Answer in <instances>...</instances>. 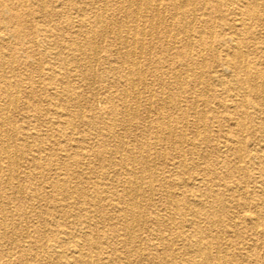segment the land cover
<instances>
[{"label": "rangeland", "instance_id": "obj_1", "mask_svg": "<svg viewBox=\"0 0 264 264\" xmlns=\"http://www.w3.org/2000/svg\"><path fill=\"white\" fill-rule=\"evenodd\" d=\"M7 1L15 4L14 0ZM79 1L81 2L82 0ZM170 1L163 0L164 11L162 10L161 13L163 18L159 19V22L155 19L156 17L148 18L143 10H139L138 16L137 13L136 16L134 15L135 13H128L129 15L125 20L122 14L117 11L116 7L118 4L115 3H118V0L97 1L98 12L93 10V8L90 9V4L84 11L76 10L68 3V0H44L45 9L41 10L36 0H27V9L13 6L12 13L16 12L22 16L20 22L14 24L13 21L10 22L8 20L7 15L6 18L4 17L9 30L17 28L22 33L20 32L19 39L8 37L5 48L2 50L4 63L0 74L2 77L4 76L6 81L18 82L19 88L11 90V100L14 101L15 99L17 101L15 102L16 105L15 103L10 105L5 110L7 113L5 111L2 113L5 121L2 143L9 148V157L5 159L6 161H2L0 166L1 169H19L18 180L21 186V197L30 196L21 201L20 198L17 199V194L12 189L8 187L2 189V192L6 193L5 195H10V198L8 200L0 199V209H4L7 213L10 212L14 219L8 220L6 223L8 231L5 238L0 242V250H6L5 255L8 254L7 257L10 258L12 264H19L20 249L14 248L11 238L17 239L19 237L18 228L25 223L30 225L32 230L38 231L35 235L40 237L39 239L40 242L42 241L43 246L47 244L58 245L61 236L68 237L69 243L78 240V242L83 241L80 228L83 225L89 227L88 230L92 233L91 239L82 246V249L83 252L91 255L93 264H161L163 259L164 264H186L191 258L201 261L199 256L188 251L190 248L188 241L174 239V231L188 235L192 230V222L193 225H198L211 233L205 241L209 242L211 246H215L217 241L221 250L220 255L225 256L227 264H264V199L262 200L255 194L257 186L261 183L257 169H259L258 167L264 169V159L257 160L254 158L255 152L259 150L260 146L264 145V106L254 103L255 98L248 90L247 82L237 68L228 66L229 70L225 69L228 47L221 43V39H227L230 34H233L230 23L233 15L237 14L236 11H240L238 2L248 0H191L192 2L188 0L189 6L191 7L192 3L195 7L194 11H192L193 13L191 12L192 14H190L194 21L190 25L193 28L190 29L189 36L184 35L181 31L185 29L183 28L185 22L180 23L178 20L169 19V12L172 8ZM201 3L207 5L208 10L206 12L201 8ZM216 4H220L223 11L220 8L217 9L218 7H215ZM190 7L186 6L183 9L188 10ZM96 12L103 17L102 21L95 22L81 18L82 14L89 16ZM242 18L245 27V33L242 34L244 38L243 49L245 48L246 52L249 51L247 60H249V65L256 62L257 66L259 65L258 67L262 69L263 65L260 61H262L263 57L257 48L264 44V26L259 24L257 20L254 21L248 17ZM133 19L135 21L137 19L136 23ZM149 27L151 29L154 28V30L157 29V31H153V35H148L152 33ZM167 29L171 30V32L173 31V35L176 30V34L179 33L176 40L179 50L189 42L192 50L190 49L188 57H184V55L181 58L180 55H175L176 52L170 50L175 39H172L170 35L165 37L164 31L166 32ZM110 30H112L111 33ZM81 32L82 35L86 33L87 36L92 33V37H95L90 38L91 45L89 47L85 44V36L80 35ZM144 33L145 36L143 35ZM45 34H49L50 37H45ZM72 35L76 36V38L80 37L81 42L87 47L84 46L79 54H73L68 44L62 41L63 38ZM142 35L145 44L150 45L148 52L146 50L142 52L138 44H132L133 38L135 41ZM199 38H202V40ZM31 40L38 43L37 49L34 51L28 42ZM93 40H95L94 45H92ZM199 42H201L204 49L203 67L199 63L200 58L192 54L194 52L193 49L197 48ZM132 47L133 50L136 49V53L138 51L142 53V55L138 54V56L140 55L139 57L136 56L137 69L141 72L144 71L139 73L142 78L140 83L135 82L136 78L134 79V77L136 76L133 74L134 72L130 74L131 71L127 62L123 63L126 55L124 51L132 50ZM186 58L189 61L188 63L192 64L190 69H194L193 73H186L188 76H186L185 69L181 65ZM158 61H161L160 65ZM53 63L54 66H52ZM38 64L43 67L42 71L41 68L38 69ZM50 68L53 69L54 74L50 72ZM126 73L135 82L134 89L131 88L126 93L127 102H130L132 96L136 97V99L138 98V106L136 105L134 117H130L127 123L132 130L128 131L127 128L125 130L122 119H120L125 111V103L120 98L121 84L116 81L122 74ZM199 74L202 77V84H197L194 80V77ZM215 74L218 75L222 84L213 79ZM143 75L144 77H142ZM48 79L50 80L48 81ZM180 82H185L182 86L183 89L180 86ZM66 84L77 94L78 100L73 104L64 102L62 97L56 98L55 96V92L59 93L66 87ZM110 95L114 96L113 107L106 99ZM157 100H161L163 105L156 104ZM192 101L197 102L195 106L198 112L205 116L206 135L211 137L208 141H202L200 137L193 136V127L191 126L195 120V115L190 106ZM220 101L230 105V107L226 109L220 106ZM146 102L148 103L147 105ZM150 103L152 104L150 105ZM142 104L144 105L142 106ZM150 106L151 108H149ZM112 108H114V117L116 119L115 131L118 133L119 138L109 136L107 130V123L111 121L110 112H112ZM81 110L83 113H81ZM102 114L104 117L101 116ZM228 116L243 117L242 123L245 125L241 124V132H239L234 119L225 120ZM184 119L188 121L186 120L187 122L184 123ZM168 123L169 126L167 125ZM159 125L162 127H159ZM167 128H173L172 130H177L178 132L183 129L185 131L184 139L179 136L168 135L167 131L169 130ZM203 129V126L200 127L202 132L204 131ZM229 133L235 136L240 135L236 147L240 149L242 159L235 152L227 151L228 146L225 135ZM35 134H38V138H31ZM153 138H156V140ZM129 146L135 149L132 152L133 154L126 153V151H121V153L120 151L113 152L112 150L115 147L127 148ZM142 146L147 148L148 155L143 151ZM257 147L258 149H256ZM180 148H182L181 152L185 159V167L179 164ZM128 155L134 160L130 161ZM33 159L36 161H33ZM213 166L219 169L216 179L206 174V170L214 168ZM30 169H50L46 172V176L54 174L58 176L61 182L64 178H67L71 186L76 184L75 182L79 180L78 178L83 179L84 191L91 196L90 201H87L81 207L75 204L72 198L67 197L64 187L52 189L50 180L46 179L47 177L44 174L39 173V170L35 172V179L27 181L24 173ZM62 169H76L78 174L72 172L69 175L70 177L68 175L66 177ZM127 169L155 170L161 181L154 183V187L151 190L153 191L152 193L146 184L140 186V190L144 194L142 195L145 197L143 199V207H141L142 213H148L150 216L159 214L164 219L161 220L163 222L158 227L155 226L152 220L144 221V224L140 225L141 227L136 228L135 239L138 241L125 238L122 221L114 208V204L118 201L117 194L122 190L121 179ZM107 171L111 176L114 174V181L102 179ZM187 178L195 182L193 187H191L190 183L179 184L180 181L187 182ZM161 179L168 186L173 184L172 182L178 183L176 188L172 187L175 193L185 194L184 191L186 190L197 193L198 189H200L198 188L200 184L203 187L207 185L213 189H218L221 198L224 200V203L222 202L220 206L222 210L218 211V203L213 198L191 196L192 200H188L189 202L187 203L185 201L187 198L179 195L175 199L184 205L180 211L174 214L175 223H171V221L166 219V213L169 211L173 212L167 208L168 203L162 191ZM223 183L230 185L239 184L242 189L240 192L229 191L226 190ZM199 200H201V203L211 207L213 213L211 219L203 216L204 214L189 210L192 203L197 204ZM260 202L261 204H259ZM188 204L190 206L187 209ZM21 211L30 212V216L27 219L18 217L17 213ZM79 211L91 213L89 219H83V224L78 223L74 219V215ZM252 216L254 217L252 218ZM253 220L256 221V226H254L255 222ZM210 222H213V224ZM155 228L166 239L167 237L173 238L172 248L170 246L171 250H167L168 246H165L164 249L159 244ZM215 235L217 240L213 238ZM32 239L33 237H31V242ZM23 240V245L28 244V241H30V239ZM60 245L63 246L62 244ZM153 249H157L155 253L159 255V260L156 259L158 255H154ZM37 253H39L38 250ZM39 254L44 259L39 264L61 263L46 248Z\"/></svg>", "mask_w": 264, "mask_h": 264}, {"label": "bare ground", "instance_id": "obj_2", "mask_svg": "<svg viewBox=\"0 0 264 264\" xmlns=\"http://www.w3.org/2000/svg\"><path fill=\"white\" fill-rule=\"evenodd\" d=\"M38 2V7L42 10V9H45V4H44V0H36ZM97 1L99 0H82L81 2L79 0H68V3L73 6L76 10H80V11H84L86 10L88 4H90L91 6L90 9L93 8V10H99V8L97 7ZM102 1V0H101ZM191 1V0H190ZM15 4H11V3H8L7 0H0V71L3 69V63H4V56L2 54V50L5 48V45H6V42H7V39L8 37H16V39H19L18 37L21 35L22 31L20 30H17V28H13L11 30L8 29V26L6 25L7 23L5 22V18H6V15L8 16V20L13 21L14 24H17L16 22H20V19L22 18V16L19 14V13H16V12H13L12 13V10H13V6H17V7H21V8H26L28 3H27V0H14ZM104 2V1H103ZM117 2V1H116ZM192 2V1H191ZM115 4H118L117 5V11L120 12L122 14V16L125 18L126 20V17H128V15L130 13H135L134 15L136 16V13H137V16L139 15V10H143L144 13H146L147 17L149 18H154L156 17L155 19L158 20V22L160 21L159 19H162V10L164 9V6H163V0H118V3H115ZM109 5V4H108ZM170 5H171V9H170V12H169V19L170 20H175V21H180L181 22H185V25L183 28H185L184 30H181L184 35H187L189 36L190 34V29H192L193 27H191L190 25H192V22L194 21L192 15L194 11V5L191 3V7L189 6V1L188 0H171L170 1ZM30 6V5H29ZM101 6V5H100ZM105 6V5H103ZM190 7V9L186 10V9H183L184 7ZM207 5L204 4V3H201V8L206 12V10H208V7H206ZM238 8H239V12L236 11L237 14L233 15V18H232V22L230 23V26L231 28L233 29V34H230V36H228L227 39H221V43L225 46H227V54H226V58H225V62H226V67L225 69L226 70H229V67H234V68H237L243 75V78H245L246 82H247V88L248 90L253 94L254 96V103L256 105H260L262 104L264 106V44L262 46H260L259 48H257V50L259 51V53H262V57L263 59H261L262 61H260V63L263 65V68H259L256 64V62H254V64L252 65H249V60H247V53L243 47V41H244V38L242 36V34L245 33V27H244V22H243V18L242 17H248L250 19H253L254 21L257 20V22H259V24H262L264 26V0H248V1H239L238 2ZM53 7V6H52ZM215 7L217 9H221V5L220 4H216ZM27 9V8H26ZM102 9V7H101ZM89 10V9H88ZM223 11V9H221ZM164 11V10H163ZM190 11V12H189ZM98 12V11H97ZM94 13L92 15H89V16H86L85 14H82V19L84 20H87V19H90V20H93L95 22H100L102 21L103 17L99 14V13ZM102 12V11H101ZM192 12V13H191ZM129 13V14H128ZM213 13V12H212ZM9 14V15H8ZM131 14V15H132ZM210 14V13H208ZM134 16V18H136ZM5 17V18H4ZM109 18V17H108ZM166 18V17H165ZM151 19H149L151 21ZM199 19V18H198ZM223 19V17H222ZM8 20H6L8 22ZM89 20V21H90ZM109 20V19H108ZM134 22L136 23L135 19H133ZM142 20V19H141ZM156 21V20H155ZM162 21V20H161ZM167 21V20H166ZM213 21V20H212ZM133 22V23H134ZM157 22V23H158ZM169 22V21H168ZM171 22V21H170ZM152 24V22H150ZM156 23V22H155ZM110 24V23H109ZM127 25V24H126ZM142 25V24H140ZM155 25V24H154ZM165 25V24H164ZM167 25H170V24H167ZM166 25V26H167ZM12 26V24H11ZM88 26V25H87ZM110 26V25H109ZM132 26V25H130ZM156 26V25H155ZM175 26V25H174ZM91 27V26H90ZM127 27V26H126ZM134 27H135V24H134ZM136 27H138L136 25ZM150 27H152L150 25ZM149 27V28H150ZM171 27V26H169ZM105 28V27H103ZM110 28V27H109ZM118 28V27H117ZM157 28V26H156ZM159 28V26H158ZM182 28V27H181ZM45 29V28H44ZM91 29V28H90ZM127 29V28H126ZM144 29V27H143ZM89 30V29H88ZM105 30V29H104ZM118 30V29H117ZM133 30V28H132ZM150 31H152V33L147 34L148 35H153V31H157V29L154 30V28H150L149 29ZM148 30V31H149ZM180 30V29H179ZM106 31V30H105ZM142 31V30H140ZM145 31V30H144ZM21 32V33H20ZM45 33L46 30H44ZM86 32V31H85ZM112 32V30H110V33ZM117 32H120V31H117ZM173 32V31H172ZM171 32V30L167 29V31L165 33V37H167L168 35L171 36L172 39H175L174 40V44H172V46L170 47V50H173V52H176L175 55L177 56H181V58L184 57H188L189 56V52H190V49L192 48L191 45L189 44V42H187V44L185 46H182V49L179 50V47H177L176 45V40L178 38V34L177 33V30L175 31V34L173 35V33ZM187 32V33H186ZM109 33V34H110ZM127 33V31H126ZM199 33V32H198ZM208 33V32H207ZM89 34V33H88ZM92 33H90L88 36L86 35H82V32H81V36H85L84 38V41L86 40V46H90L91 45V40L90 38L92 37L91 35ZM117 34V33H116ZM142 34V33H141ZM157 34V33H156ZM124 35V34H123ZM127 35V34H126ZM125 35V36H126ZM133 35V33H132ZM136 35V34H135ZM145 36V33L143 34ZM143 35L142 36H139L137 38V40L134 41V38L132 39V44H138L139 47H140V50H142V52H144L145 50L147 51L149 48V46L147 44H145L144 42V38H143ZM209 35V34H208ZM204 36V35H203ZM45 37H50L49 34H45ZM120 37V36H119ZM169 37V36H168ZM191 37V36H190ZM92 38H95V37H92ZM104 38V37H102ZM121 38V37H120ZM128 38V36H127ZM200 40H202V38H199ZM35 40V39H34ZM124 40H127V39H124ZM123 40V41H124ZM166 40V39H164ZM227 40V41H226ZM62 41H65L67 44H68V47L69 49L73 52V54L75 53H80L82 51V49L84 48L85 44H83L80 40V37H77L72 35V36H67L65 38L62 39ZM94 41L93 40V44L94 45ZM161 41V40H160ZM192 41V40H191ZM212 41V40H211ZM210 41V42H211ZM29 44L31 45V47L33 48L32 50L34 51L35 49H37V46H38V43L31 40V41H28ZM118 42V41H117ZM125 42V41H124ZM149 42V41H148ZM170 42V41H169ZM167 43V42H166ZM99 44V43H98ZM126 44V43H125ZM130 44V43H129ZM149 44V43H148ZM245 44V43H244ZM124 45V43H123ZM161 45V44H160ZM190 45V46H189ZM85 46V47H86ZM166 47V46H165ZM185 47V48H184ZM87 48V47H86ZM125 48V47H123ZM160 48V47H159ZM247 48V47H246ZM250 48V47H249ZM253 48V47H252ZM251 48V49H252ZM94 49V47H93ZM96 49V48H95ZM132 50H133V47H132ZM132 50H129V51H124L126 53V55L124 56V59H123V63L125 64L127 62V64L129 65V69H130V74L132 72H134L133 74L136 76L134 77V79L136 80L135 82H141L142 78L140 77L141 75H139V73L141 71H139L136 67V56H138V54L142 55L141 52H138L136 53V49H134L133 51ZM157 50V49H156ZM192 50V49H191ZM32 51V52H33ZM99 51V50H98ZM193 53L194 56L200 58V64L202 65L203 67V54H204V49L202 47V44L201 42H199V44L197 45V48L195 47L193 49ZM254 51V50H253ZM96 52V50H95ZM148 52V51H147ZM255 52V51H254ZM124 53V54H125ZM96 54V53H95ZM120 54V53H119ZM160 54V53H159ZM211 54V52H210ZM82 55V54H81ZM91 55V53H90ZM139 55V56H140ZM158 55V54H157ZM121 56V55H120ZM138 56V57H139ZM150 56V55H149ZM175 56V57H177ZM82 57V56H81ZM160 57V56H159ZM170 58V57H169ZM96 59V58H95ZM121 60V59H120ZM146 60V59H145ZM148 60V59H147ZM162 60V59H161ZM83 61V60H82ZM139 61V60H138ZM94 62V61H93ZM120 62V61H119ZM122 62V61H121ZM161 61H158V64L160 65ZM171 62V61H170ZM186 62V63H185ZM188 59L186 58V60H184V62L181 64L183 66V68L185 69V74L189 72H192L193 73V70L190 69V65L192 64H189L188 63ZM84 63V62H83ZM122 63V64H123ZM12 64V63H11ZM157 64V63H156ZM85 65V64H84ZM83 65V67H84ZM171 65V64H170ZM38 69L41 68V71L43 70V67L41 66V64L39 65L38 64ZM54 66V63L53 65ZM91 66V65H90ZM120 67L122 68V66L120 65ZM91 68V67H90ZM142 68V67H141ZM177 68V67H176ZM218 68V67H217ZM85 69V68H84ZM108 69V68H107ZM50 72L52 74H54V71L52 68L49 69ZM86 70V69H85ZM142 70V69H141ZM82 71V70H81ZM112 71V69H111ZM178 71V70H177ZM181 71V70H179ZM144 72V71H143ZM141 72V73H143ZM159 72V71H158ZM231 72V70H230ZM150 73V72H149ZM197 73V72H196ZM129 74V75H130ZM132 74V75H133ZM103 76H105L104 74H102ZM116 75V74H115ZM131 75V76H132ZM217 74H215V77H213V79L218 82L219 84H222V81L218 78V75L216 76ZM74 76V75H73ZM102 76V77H103ZM186 76H188L186 74ZM84 77V76H83ZM144 77V75L142 76ZM160 77V76H159ZM148 78V77H147ZM228 78V77H227ZM111 79V78H110ZM144 79V78H143ZM151 79V78H150ZM50 79H48L49 81ZM178 80V79H177ZM187 80V79H186ZM194 80L196 81L197 84H202V77H201V74H199L198 76H195L194 77ZM118 83L120 82L121 86H120V93H121V99L122 101L125 103L124 104V112L122 113L123 116L120 118L122 119L121 121L123 122V125L125 126V130L127 128V131L130 130L131 128L128 127L129 124L128 123V120H130V117H134L133 115L135 114V111H136V105H137V99L136 97L132 96L131 97V100L130 102L128 103L127 102V96H126V93L128 92V90H130L131 88H133V86L135 85V82L133 79L129 78L127 76V73L126 74H122V76H120L117 80H116ZM52 82V81H51ZM148 82V81H147ZM152 82V81H151ZM53 83V82H52ZM136 83V85H137ZM185 82H180V86L182 88L183 84ZM148 84V83H147ZM160 84V83H159ZM66 87L59 91V93H56L55 92V96L56 98L58 97H62V99L64 100V102H67L69 104H73L74 102H76L78 100V97L76 96L77 94L73 92V89L68 85L66 84L65 85ZM138 87V86H137ZM18 89L19 88V84L18 82H13V81H6L4 79V76L2 77V75L0 74V163L2 161H4L5 159H7L9 156H8V149L7 147H5L2 143V136H4V130H3V126H4V116L2 115V113L7 110L9 108L10 105L14 104L15 102V99L14 101H12V94H11V90L12 89ZM98 88V87H97ZM160 88V87H159ZM162 88V87H161ZM169 88V87H168ZM192 88V87H191ZM206 88V87H205ZM134 89V88H133ZM139 89V88H138ZM143 89V88H142ZM145 89V88H144ZM157 89V87H156ZM183 89V88H182ZM194 89V88H193ZM162 90V89H161ZM207 90V88H206ZM17 91V90H15ZM117 91V90H116ZM132 91V90H131ZM139 91V90H137ZM152 91V90H151ZM140 92V91H139ZM167 92V91H166ZM182 92V91H181ZM137 93V92H136ZM144 93V92H143ZM151 93V92H149ZM161 93V92H159ZM158 93V94H159ZM170 93V92H168ZM198 93V92H197ZM30 94V93H29ZM32 94V93H31ZM117 94V93H116ZM132 94V93H131ZM134 94V93H133ZM152 94V93H151ZM207 94V93H206ZM210 94V93H209ZM137 95H139V93H137ZM196 95V94H195ZM17 96V95H16ZM148 96V95H147ZM171 96V95H170ZM201 96V94H200ZM97 97V96H95ZM150 97V96H149ZM163 97V96H161ZM193 97V96H192ZM196 97V96H195ZM15 98V97H14ZM114 96L110 95L108 96L106 99L108 100V103L111 104V107H113V103H114V100H113ZM144 98V97H142ZM17 99V97H16ZM19 99V98H18ZM145 99V98H144ZM162 99V98H161ZM175 99V98H174ZM211 99V98H210ZM116 100V99H115ZM178 100V99H177ZM10 101V102H9ZM139 101V100H138ZM116 102V101H115ZM143 102V101H142ZM152 102V101H151ZM183 102H186V101H183ZM212 102V101H211ZM221 102V101H220ZM47 103V102H46ZM179 103V102H178ZM177 103V104H178ZM197 103V102H196ZM196 103L195 101H192L190 103V106L191 108L193 109V114L195 115V120L194 122H192V126L193 127V136L194 137H200V139L202 141H208L211 137L209 135H206V122H205V116L204 114L202 113H199L197 108H196ZM79 104V103H78ZM148 103L146 102V105ZM152 103H150L151 105ZM156 104H159V105H163L162 101L161 100H157V103ZM16 105V103H15ZM14 105V106H15ZM144 104H142L143 106ZM80 106V105H79ZM138 106V105H137ZM156 107H159L157 105H154ZM179 106V105H178ZM220 106L224 107V108H228L230 107V105L228 104H225V103H220ZM20 107V105H19ZM162 107V106H160ZM198 107V106H197ZM38 108V106H37ZM151 108V106L149 107ZM148 108V109H149ZM153 108V106H152ZM112 112H110V118H111V121L107 123V130H108V134L109 136H112L113 138H119V135L118 133L115 131V126H116V119L114 117V108H112ZM180 109V108H179ZM212 109V108H210ZM123 110V109H122ZM159 110V109H158ZM157 110V111H158ZM10 111V110H9ZM8 111V112H9ZM14 111H15V108H14ZM39 111V110H38ZM150 111V110H149ZM153 111H155L153 109ZM167 111V110H166ZM37 112V111H36ZM5 113H7L5 111ZM81 113L82 110H81ZM80 113V114H81ZM156 113V112H155ZM146 114V113H145ZM14 115V114H13ZM241 115V114H239ZM103 116V114L101 115ZM149 116V114H148ZM104 117V116H103ZM109 117V116H108ZM136 117V116H135ZM7 118V115L6 117ZM39 118V117H38ZM160 118V117H158ZM162 118V117H161ZM166 118V117H165ZM174 118V117H173ZM68 119V118H67ZM147 119V118H146ZM175 119V118H174ZM230 119H234L235 120V124L236 126L239 128V132L242 131V128H241V124H243V117H233V116H228L225 118L226 121L230 120ZM8 120V118L6 119V121ZM13 120V118H12ZM107 120V118H106ZM132 120V119H131ZM134 120V119H133ZM164 120V119H163ZM171 120V119H170ZM187 119H184V123L187 122L186 121ZM159 121V120H158ZM14 122V121H13ZM12 122V124H13ZM65 122V121H64ZM121 122V123H122ZM149 122V121H148ZM147 122V123H148ZM176 122V120H175ZM70 123V122H69ZM71 124V123H70ZM152 124V123H150ZM234 124V125H235ZM137 125V124H136ZM169 126V123L167 124ZM166 125V126H167ZM245 125V124H243ZM14 126V125H13ZM12 126V127H13ZM150 126V125H149ZM204 127V131L202 132L200 130V127ZM15 127V126H14ZM145 127H147L145 125ZM157 127V126H156ZM159 127H162L159 125ZM104 128V127H103ZM102 128V129H103ZM169 128V127H168ZM167 128V129H168ZM185 128V127H184ZM148 129V128H147ZM173 129V128H172ZM172 129H168L169 131L168 132V135L170 136H179L180 138H183L184 139V135H185V131L183 129H181V131H177V130H172ZM175 129V128H174ZM177 129V128H176ZM132 130V129H131ZM149 130V129H148ZM157 130V129H156ZM14 131V130H13ZM59 131V130H58ZM122 131V130H121ZM210 131V130H208ZM227 131V130H226ZM157 133V132H156ZM6 134V132H5ZM14 134V133H13ZM63 134V133H62ZM100 134V133H99ZM123 134V133H122ZM155 134V133H154ZM158 134V133H157ZM209 134V133H208ZM236 134V133H235ZM242 134V133H241ZM214 135V134H213ZM14 136V135H13ZM12 136V137H13ZM216 136V135H215ZM240 136V135H239ZM239 136L238 135H232V134H226L225 137H226V142H227V151H233L235 152V154L240 158L242 159V154H241V151L238 147H236V144L239 142ZM242 136V135H241ZM255 136V135H254ZM38 138V134H35L33 135L31 138ZM97 137V136H96ZM124 137V136H123ZM224 137V136H223ZM157 138V137H156ZM156 138H153L156 140ZM191 138V137H190ZM189 138V139H190ZM218 138V137H217ZM7 139V138H6ZM48 139H49V135H48ZM124 139V138H123ZM8 140V139H7ZM12 140V138H11ZM122 140V139H121ZM146 141V140H145ZM172 141V140H171ZM179 141V140H178ZM177 141V142H178ZM40 142V141H39ZM27 143V142H26ZM25 143V144H26ZM129 143V142H127ZM154 143V142H153ZM172 143V142H171ZM123 144V143H122ZM148 144V143H147ZM181 144V142H180ZM179 144V145H180ZM192 144V143H190ZM124 145V144H123ZM220 145V144H219ZM119 146V145H118ZM149 146V145H147ZM172 146V145H171ZM174 146V144H173ZM194 146V145H193ZM221 146V145H220ZM19 147V146H18ZM156 147V146H154ZM20 148V147H19ZM28 148V147H27ZM174 148V147H172ZM223 148V147H222ZM142 149L143 151H145V153L147 154L148 151H147V148L145 146H142ZM181 149L180 148L179 150V155H180V166L182 167H185V159H184V156L181 152ZM194 149V148H193ZM258 149V147L256 148ZM14 150V149H13ZM21 150V149H20ZM29 150V149H28ZM43 150V149H42ZM113 152H119L121 153L126 151V153H129L131 154L135 149L134 148H130L127 147V148H124V147H115L114 149H112ZM106 151V150H105ZM104 151V152H105ZM161 151V150H160ZM163 151V150H162ZM15 152V151H13ZM107 153V151H106ZM119 153V154H120ZM133 154V153H132ZM164 154V152H163ZM207 154V153H206ZM121 155V154H120ZM148 155V154H147ZM167 155V154H166ZM208 155V154H207ZM122 156V155H121ZM163 156V155H162ZM173 156V155H172ZM222 156V155H220ZM16 157V156H15ZM22 157V155H21ZM20 157V158H21ZM128 159L131 161L133 158L128 155ZM206 157V156H205ZM227 157V155H226ZM231 157V156H230ZM17 158V157H16ZM38 158V157H37ZM135 158V157H134ZM254 158H256L257 160H263L264 159V145L260 148L257 152H255V155H254ZM40 159V158H38ZM153 159V158H152ZM167 159V158H166ZM194 159V158H193ZM21 160V159H20ZM125 160V159H124ZM134 160V159H133ZM6 161V160H5ZM9 161V160H8ZM15 161V160H14ZM33 161H36L35 159H33ZM38 161V160H37ZM148 161V160H147ZM146 161V162H147ZM153 161V160H152ZM222 161V160H220ZM16 162V161H15ZM189 162V161H188ZM121 163V162H120ZM124 163V162H123ZM131 163V162H130ZM207 163V162H206ZM208 164V163H207ZM15 165V164H14ZM43 165V164H42ZM128 165V163H127ZM63 167V166H62ZM132 167V165H131ZM136 167V166H135ZM214 167V166H213ZM247 167V166H246ZM245 167V168H246ZM258 167V166H257ZM16 168V167H15ZM133 168V167H132ZM146 168V167H145ZM154 168V167H153ZM259 169H257V173L259 174V179H260V184L257 186V191H256V195L260 198H262V200L264 199V169H261L260 167H258ZM39 170V173L41 174H44L46 176V172L49 171L50 169H30L28 171H26L24 173L25 175V178L28 180H33L35 179L36 175H35V172ZM70 170V171H69ZM106 170V169H104ZM168 170V169H167ZM175 170V169H174ZM195 170V169H194ZM252 170V169H251ZM63 171V174L69 176L72 172L74 174H76L78 171L76 169H62ZM109 171V170H108ZM108 171L106 173H104L102 179L104 180H107V181H114L115 179V176L113 174V176H111ZM166 171V170H165ZM169 171V170H168ZM188 172V171H187ZM206 174L213 178V179H216L217 177V174L219 172V169H216L215 167L212 168V169H207L206 170ZM117 173V172H116ZM189 173V172H188ZM202 173V172H201ZM205 173V172H204ZM78 174V173H77ZM228 174V173H227ZM82 175V174H80ZM186 175V173H185ZM43 176V175H42ZM48 180H50V185H51V188L52 189H59V188H65L66 189V195L68 198H72L74 200V203L79 205L80 207L82 205H85L87 201H90V198L91 196L88 195L87 193H85L84 191V180L81 179V178H78L79 180H77V182H75L76 184L71 186L67 180V178L61 182L59 181V178L58 176H55L54 174L52 176H46ZM70 177V176H69ZM221 177V175H220ZM162 178V177H161ZM168 178V177H167ZM230 178V177H229ZM19 169H1V166H0V199H6L8 200L10 198V195H5L6 193H3L2 192V189L3 188H10L12 189L16 194H17V199L20 198V200L22 201L27 199L28 197H21V186H20V182H19ZM181 179V178H180ZM188 179V178H187ZM201 179V178H199ZM118 180V179H117ZM162 180V185L161 187L163 188V194H164V197L166 198L167 200V208L168 210H171L173 213H171L170 211L168 213H166V219H168L169 221H171V223H175V220L176 218L174 217V214L178 211H180L183 207V203L179 202L178 200H176L175 198H177L179 195L181 196H185L187 198V203L190 201L191 199V196H195L196 198H213L217 203H218V208L220 210H222V208H220L222 202L224 201L222 198H221V195H220V191L218 189H213L212 187H209L207 185H204L203 186H198V192L195 193V192H191L189 190H186L184 191V193H175L174 190H172L173 188H176L178 183H174L172 182L173 184H170L169 186L168 185H165V182ZM193 180V179H192ZM211 180V179H210ZM160 181L159 179V175L158 173L152 169H127L124 173V176L122 177L121 179V182H122V190L119 194H117L118 196V201L117 203L114 204V208L117 210L118 212V217L119 219L122 221V224H123V229H124V236L125 238H128V239H135L136 238V231L138 227H141L140 225H143L144 224V221L146 220H152V222H154L155 226L158 227L161 225V223L163 221H161L162 219H164L161 215L159 214H154L153 216H150L148 215V213H142V209L141 207H143V199L145 198L142 193V191L140 190L141 189V185L142 184H146L148 186V188L150 189V191L153 189L154 187V183H158ZM172 181V180H171ZM191 179L186 182V181H180L179 184H183V183H190L191 184V187H193V184L195 185V182L191 181ZM90 182V181H89ZM161 182V181H160ZM205 183V182H204ZM215 183V182H214ZM207 184V183H206ZM216 184V183H215ZM224 187L226 188V190H229V191H233V192H240V190L242 189L241 186L239 184H227V183H223ZM92 185V184H91ZM87 187H88V184H87ZM160 187V188H161ZM173 187V188H172ZM244 187V186H243ZM109 189V188H108ZM89 190V188H88ZM148 190V189H147ZM35 192V191H34ZM153 191H151L152 193ZM10 194V193H9ZM143 194V195H142ZM156 195V194H154ZM230 195V194H229ZM180 196V197H181ZM230 197V196H229ZM243 197V196H242ZM104 198V197H103ZM164 198V199H165ZM236 198V197H235ZM98 199V198H97ZM249 199V198H248ZM151 200V199H150ZM189 200V201H188ZM192 200V199H191ZM20 201V202H21ZM28 201V200H27ZM63 201V200H62ZM201 200H199V202L196 203H192V206L190 207L189 210H192L193 212H196V213H200V214H204L203 216H206L208 218L211 219V216L213 213H212V209L209 205L207 204H204V203H201L200 202ZM67 202V201H66ZM116 202V201H115ZM152 202V201H151ZM161 202V201H160ZM193 202V201H192ZM47 203V202H46ZM59 203V202H58ZM68 203V202H67ZM153 203V202H152ZM165 203V202H164ZM224 203V202H223ZM11 204V203H9ZM163 204V203H162ZM261 204V202L259 203ZM4 205V204H3ZM31 205V204H30ZM68 205V204H66ZM47 206V205H45ZM99 206V205H98ZM153 206V205H152ZM190 204H188V206L186 207L187 209L189 208ZM50 207V206H49ZM223 207V206H222ZM226 207V206H225ZM31 208V207H29ZM51 208V207H50ZM66 208V207H65ZM77 208V207H76ZM75 209V208H74ZM100 210V209H99ZM81 211V210H80ZM77 212L74 216V219L76 221H78V223H81L83 224L84 220L83 219H89V217L91 216V213L88 212V211H85L84 213L82 212ZM90 211V210H89ZM186 211V210H185ZM32 212V211H31ZM69 212V211H68ZM94 212V211H93ZM116 212V213H117ZM16 213V212H15ZM30 212H26V211H21V212H18L17 215L18 217L22 218V219H27ZM159 213V212H158ZM219 214V213H218ZM217 215V214H216ZM263 215V214H262ZM56 216V215H55ZM96 216V215H95ZM99 217V216H98ZM190 217V216H188ZM254 216H252L253 218ZM110 218V217H109ZM14 219L13 218V215H10V212L7 213V211H5L4 209H0V242L3 240V238H5L6 236V233L8 231V228L6 226V223L8 220H12ZM102 219V218H100ZM220 219V217H219ZM233 219V217H232ZM16 220V219H15ZM103 220V219H102ZM235 220V219H234ZM256 220V218H255ZM253 220L255 222L254 226H256V221ZM18 221V220H17ZM186 221V220H185ZM212 221V220H211ZM24 222V221H23ZM88 222V221H87ZM192 222V221H191ZM205 222V221H204ZM31 223V221H30ZM47 223V222H46ZM72 223V222H70ZM213 224V222H210ZM225 223V222H224ZM23 224V223H22ZM204 224V223H203ZM211 224V226H212ZM75 225V223H74ZM105 225V224H104ZM114 225V224H113ZM119 225V224H118ZM192 230L191 232L188 234V235H184L182 234V232H178V231H172L173 234H174V239L175 240H184V241H188L189 242V250L188 251H191L192 253H194L196 256H199L201 258V261L199 260H194V259H190L187 261L186 264H227L226 263V260H225V256H221L220 255V247L218 246L217 244V241L215 242L216 245L215 246H211L209 242L205 241L207 237H209L211 235L210 232L206 231V229L198 226V225H193V222H192ZM228 225V224H227ZM188 226V225H187ZM221 226V225H220ZM181 227V226H180ZM42 228V227H41ZM150 228V227H149ZM183 228V227H182ZM258 228V227H257ZM19 237L14 238L12 239L11 238V242L12 244L14 245V248H19L20 252H19V264H39V262H41L43 257L39 254L40 252H42V250L44 248H46L48 250L49 253L53 254L57 259H59L61 261V263L59 264H93L92 262V259H91V255H89L88 253L86 252H83V249H82V246H84L87 241H90L91 239V231L88 230L89 227L83 225L81 226L80 228V232L82 233V236H83V241H76V242H73V243H69L68 241V237L64 236V237H60L61 239L59 240V243L58 245L57 244H47L46 246H43L42 244V241L40 242V237L39 236H36L35 234L38 233L37 230H32L31 226L28 225L27 223L23 224V225H20L19 226ZM45 229V228H44ZM74 229V228H73ZM78 229V228H76ZM162 229V228H161ZM175 229V228H174ZM181 229V228H180ZM50 230V229H48ZM179 230V229H178ZM227 230V229H226ZM155 231H156V234H157V238L159 240V244L162 246V248L164 247L165 249V246L169 247L167 248V250H171L172 248V243H173V238H168L167 239L165 237L162 236V234L159 232V230L157 228H155ZM213 231V230H211ZM10 232V231H9ZM34 232V233H33ZM15 233V232H14ZM33 233V235H32ZM43 233V232H42ZM165 233V232H164ZM171 233V232H170ZM218 233H220L218 231ZM230 233V232H229ZM234 233V232H233ZM232 233V234H233ZM141 234V233H140ZM217 234V233H216ZM13 235V234H11ZM63 235H64V232H63ZM95 235V234H94ZM114 235V234H113ZM263 235V234H262ZM169 236V235H168ZM222 237V235H220ZM12 237V236H11ZM31 237H33L32 239V242H31ZM74 238V237H72ZM214 239L217 240V236L215 235L213 237ZM23 239H30V241H28L29 243L26 244V245H23ZM65 239V240H63ZM155 239V238H154ZM223 239V238H222ZM221 239V240H222ZM137 240V239H135ZM174 240V241H175ZM181 240V241H182ZM138 241V240H137ZM27 242V240H26ZM45 242V241H44ZM177 242V241H176ZM232 242V241H231ZM141 243V242H139ZM45 244V243H44ZM60 244H62L63 246H61ZM124 244V243H123ZM141 245V244H140ZM138 245V246H140ZM149 245V244H148ZM187 245V244H186ZM3 246V245H2ZM171 246V248H170ZM141 247V246H140ZM154 248H156L154 246ZM162 248H161V251H162ZM178 248V247H177ZM184 248V247H182ZM180 248V249H182ZM6 249V248H5ZM87 249V248H86ZM95 249V248H94ZM141 249V248H140ZM37 250L39 253H37ZM154 250V255H158L155 253V251L157 249H153ZM9 251V250H8ZM94 251V250H93ZM140 251V250H139ZM160 251V252H161ZM183 251V250H182ZM187 251V252H188ZM223 251V250H222ZM99 252V251H98ZM104 252V251H103ZM6 253V250H0V264H12V262L10 261V258L7 257V255H5ZM7 253H10V252H7ZM140 253V252H139ZM164 253V252H163ZM120 254V253H119ZM126 254V252H125ZM142 254V253H141ZM173 254V253H172ZM183 254V253H182ZM40 255V256H39ZM121 255V254H120ZM10 256V255H9ZM126 256V255H125ZM141 256V255H140ZM184 256V254H183ZM233 256V255H232ZM46 257V256H45ZM164 257V256H163ZM162 257V259H163ZM194 257V256H193ZM48 258V257H47ZM122 258V257H121ZM160 259L159 255L156 256V259ZM178 258V257H177ZM184 258V257H183ZM116 259V258H114ZM158 259V260H159ZM185 259V258H184ZM124 260V259H123ZM126 260V259H125ZM164 260V259H163ZM163 260H161V264H164L163 263ZM104 261V260H103ZM128 261V260H127ZM233 261V260H232ZM159 262V261H158ZM119 263V262H118ZM45 264V263H44Z\"/></svg>", "mask_w": 264, "mask_h": 264}]
</instances>
